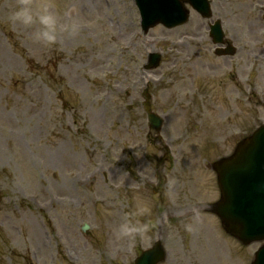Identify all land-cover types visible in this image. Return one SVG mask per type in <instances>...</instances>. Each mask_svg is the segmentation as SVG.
I'll use <instances>...</instances> for the list:
<instances>
[{
    "label": "rangeland",
    "instance_id": "obj_1",
    "mask_svg": "<svg viewBox=\"0 0 264 264\" xmlns=\"http://www.w3.org/2000/svg\"><path fill=\"white\" fill-rule=\"evenodd\" d=\"M252 1L224 0L241 55L207 61L193 52L202 21L189 3L185 26L143 32L134 0H51L79 29L44 46L8 19L39 0H0V264H134L157 240L160 264L252 263L262 243L243 245L213 212V165L264 123V6ZM152 52L161 64L149 69ZM138 201L148 230L116 240Z\"/></svg>",
    "mask_w": 264,
    "mask_h": 264
},
{
    "label": "water",
    "instance_id": "obj_2",
    "mask_svg": "<svg viewBox=\"0 0 264 264\" xmlns=\"http://www.w3.org/2000/svg\"><path fill=\"white\" fill-rule=\"evenodd\" d=\"M147 31L162 22L174 27L187 20V11L180 0H136ZM149 66H157L160 55L153 53ZM149 97V95H148ZM149 109V102H147ZM151 125L159 129L162 119L149 112ZM222 200L215 211L223 219L227 230L244 243L264 239V126L260 127L239 147L231 158L216 164ZM163 245L146 250L136 264H157L165 257ZM253 264H264V245L258 250Z\"/></svg>",
    "mask_w": 264,
    "mask_h": 264
},
{
    "label": "clouds",
    "instance_id": "obj_3",
    "mask_svg": "<svg viewBox=\"0 0 264 264\" xmlns=\"http://www.w3.org/2000/svg\"><path fill=\"white\" fill-rule=\"evenodd\" d=\"M9 22L13 28H22L25 35L33 42L44 46L57 44L60 40L59 33L64 30L75 34L79 29L76 21L61 24L59 14L55 11L51 0H39L37 3L22 2L15 6L9 14ZM175 183L173 178H169L168 196L174 198L171 186ZM150 212V207L146 202L138 201L136 205L126 212L120 221L111 228L116 240L128 238L130 241L137 235L145 233L149 224L141 218ZM200 210L193 209V220L198 221ZM193 223L185 225L186 230H193Z\"/></svg>",
    "mask_w": 264,
    "mask_h": 264
},
{
    "label": "flooded vegetation",
    "instance_id": "obj_4",
    "mask_svg": "<svg viewBox=\"0 0 264 264\" xmlns=\"http://www.w3.org/2000/svg\"><path fill=\"white\" fill-rule=\"evenodd\" d=\"M258 2L261 5H264V0H258ZM223 2H216L215 8L217 12V16L214 20H207L202 21L200 30L198 32H195L193 35L194 42H193V52L195 55H197L199 58L202 57V54H205L204 60H212L215 57L219 58H229L228 55H219L217 52H223L225 51V46L229 44H233L232 42H236V39H239V35L236 29L234 27L231 28H225V37H224V43L222 45H216L213 38L210 36V25L212 22H214L217 19H220L222 21V25L224 26V23H228L230 20L227 17V7L224 5ZM252 4H255V1H252ZM201 17V16H200ZM203 18V17H202ZM241 55V54H240ZM204 65L207 66V68H211L210 64L208 62H204Z\"/></svg>",
    "mask_w": 264,
    "mask_h": 264
},
{
    "label": "bare ground",
    "instance_id": "obj_5",
    "mask_svg": "<svg viewBox=\"0 0 264 264\" xmlns=\"http://www.w3.org/2000/svg\"><path fill=\"white\" fill-rule=\"evenodd\" d=\"M98 2H99V0H98ZM137 82H139V80ZM113 88L118 90V87L116 86V84L113 85ZM106 91H107V89L104 90V92H106ZM34 238H40V237L38 235H35ZM40 242H41V244L44 243L42 238H40Z\"/></svg>",
    "mask_w": 264,
    "mask_h": 264
}]
</instances>
